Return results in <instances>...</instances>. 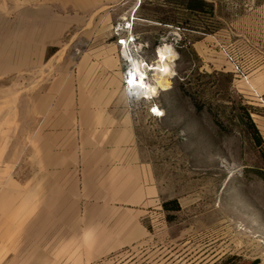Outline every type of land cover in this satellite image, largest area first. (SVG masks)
<instances>
[{"label":"rangeland","instance_id":"374dc122","mask_svg":"<svg viewBox=\"0 0 264 264\" xmlns=\"http://www.w3.org/2000/svg\"><path fill=\"white\" fill-rule=\"evenodd\" d=\"M192 1L154 6L169 24L135 25L147 66L157 47L175 50L171 82L155 97L161 118L149 117L146 99H128L120 50L122 83L102 86L94 56L39 53L29 26L0 6V264H264V141L246 116L264 140V109L219 36L247 8ZM118 107L142 110L134 165L88 175L57 166L61 117L73 111L78 130L99 128L79 134L96 143ZM174 198L179 208L164 206Z\"/></svg>","mask_w":264,"mask_h":264},{"label":"crops","instance_id":"0c3cea01","mask_svg":"<svg viewBox=\"0 0 264 264\" xmlns=\"http://www.w3.org/2000/svg\"><path fill=\"white\" fill-rule=\"evenodd\" d=\"M136 1L0 0V6H7L9 14H18L19 23H24L25 29L29 26L31 44L44 49L39 53H47L45 49L55 46L57 55L94 56L95 60L89 71L95 79L100 80L102 86L114 85L115 88L122 83V72L116 62L120 43L113 32V24L121 21L129 12L133 13ZM205 1L211 2L213 6L218 5V0ZM224 1L232 7L247 8L244 13H237L238 25L236 22L232 23L228 36L225 37L224 28L219 36L221 43L230 46L246 64L249 81L240 78L237 80L243 81L247 92L255 98L254 90L264 93V0H219V3L222 5ZM160 5H177L186 10V7H191V0H141L135 10L138 22L171 23L169 19L154 16V6ZM241 20H245L246 24H242ZM85 59L89 61V57ZM85 59L81 62L86 63ZM114 99L111 98V101ZM138 109L118 107L109 112L113 121L104 130L102 139H97L96 143L87 136L79 137V134L89 135V131L100 129L81 127L78 130L74 125L73 111L68 112L69 121L65 122L61 117L56 122L57 133L66 135L65 142L57 147L61 152L57 158V166L81 167L84 174L88 175L94 166L120 167L126 161L129 166L134 165L141 157L138 152L142 150L137 137V131L142 127L139 126L142 110Z\"/></svg>","mask_w":264,"mask_h":264},{"label":"built area","instance_id":"2783aa9c","mask_svg":"<svg viewBox=\"0 0 264 264\" xmlns=\"http://www.w3.org/2000/svg\"><path fill=\"white\" fill-rule=\"evenodd\" d=\"M136 7L140 4L141 0L136 1ZM138 22V16L134 12L130 16H124L121 21H118L114 27V34L117 37L118 43H120V52L124 55L125 64L123 69V82L126 87L128 99L131 102L139 101L142 102L147 100L148 114L151 118H161L165 114V109L162 108L157 101H155V96L146 97L142 96L139 91H134L133 88L136 86V72L138 71L134 58L140 54L145 44L139 41L140 33L135 29V25ZM121 41H124L122 44ZM230 63L232 64L233 70L236 76L245 81H249V70L246 64L243 62L241 57L234 51L229 52ZM150 72V69H148ZM148 72V78L151 82L155 80L150 77ZM155 75V74H153ZM255 102L258 103L264 109V93L254 90ZM155 109V111H153Z\"/></svg>","mask_w":264,"mask_h":264},{"label":"bare ground","instance_id":"6f19581e","mask_svg":"<svg viewBox=\"0 0 264 264\" xmlns=\"http://www.w3.org/2000/svg\"><path fill=\"white\" fill-rule=\"evenodd\" d=\"M157 60L150 66L143 63L142 60L134 58V63L137 68L136 72V86L133 88L134 91H139L142 96L153 97L157 95L158 87L165 88L169 86L171 82V75L173 74V61L172 56L175 54V50L170 46H159L157 47ZM139 60V61H138ZM148 68L155 71V80L157 82H151L148 78ZM125 94L127 91L125 89Z\"/></svg>","mask_w":264,"mask_h":264},{"label":"trees","instance_id":"16d2710c","mask_svg":"<svg viewBox=\"0 0 264 264\" xmlns=\"http://www.w3.org/2000/svg\"><path fill=\"white\" fill-rule=\"evenodd\" d=\"M191 7L192 8L196 7L195 3L193 1L191 2ZM246 116H247L248 121L250 122L251 126L254 128V131H255V134H254L255 136L254 137H255V139L257 140V142L259 144H263L264 140H263L262 134H261L256 122L253 120L252 115H251V113L249 111L246 112ZM163 203H164V206L167 207V208H168L170 203H173L174 206L177 207V208L180 207L179 201L176 198L164 201Z\"/></svg>","mask_w":264,"mask_h":264},{"label":"snow or ice","instance_id":"6c2138e0","mask_svg":"<svg viewBox=\"0 0 264 264\" xmlns=\"http://www.w3.org/2000/svg\"><path fill=\"white\" fill-rule=\"evenodd\" d=\"M121 43L123 44V43H124V41H121ZM153 111H155V109H153Z\"/></svg>","mask_w":264,"mask_h":264}]
</instances>
